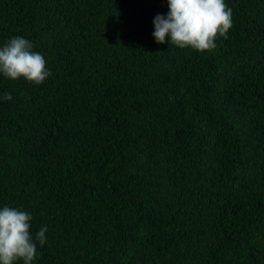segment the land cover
Masks as SVG:
<instances>
[{
  "label": "trees",
  "instance_id": "1",
  "mask_svg": "<svg viewBox=\"0 0 264 264\" xmlns=\"http://www.w3.org/2000/svg\"><path fill=\"white\" fill-rule=\"evenodd\" d=\"M225 3L199 52L156 43L167 0H0V47L51 72L0 74V208L47 227L33 264H264V0Z\"/></svg>",
  "mask_w": 264,
  "mask_h": 264
},
{
  "label": "clouds",
  "instance_id": "2",
  "mask_svg": "<svg viewBox=\"0 0 264 264\" xmlns=\"http://www.w3.org/2000/svg\"><path fill=\"white\" fill-rule=\"evenodd\" d=\"M166 16L154 18L156 43H171L181 49L212 51L219 37L227 38L233 26L232 10L225 0H167ZM33 44L22 36L8 40L0 47V74L11 80L24 78L42 84L51 75L44 56L33 50ZM11 100V93L3 97ZM33 217L25 210L4 206L0 208V264H33L37 259V242L46 243L47 227L35 236L31 232Z\"/></svg>",
  "mask_w": 264,
  "mask_h": 264
}]
</instances>
